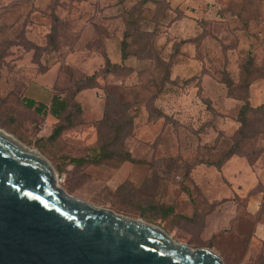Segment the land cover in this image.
Wrapping results in <instances>:
<instances>
[{
  "label": "rangeland",
  "instance_id": "1",
  "mask_svg": "<svg viewBox=\"0 0 264 264\" xmlns=\"http://www.w3.org/2000/svg\"><path fill=\"white\" fill-rule=\"evenodd\" d=\"M137 1L0 0V128L40 152L67 193L156 225L193 249L211 248L224 264H264L263 241L214 233L248 206L247 196L258 213H240L236 232L264 226V193L251 194L263 190L264 134L241 143L253 164H212L240 140L238 97L264 103V0H155L135 13L139 29L125 61L132 71L104 75L105 52L121 56L123 10ZM251 60L248 91L243 68ZM43 65L53 66L45 76L69 98L98 76L58 124L23 100ZM224 70L237 84L232 94ZM58 125L66 129L54 137ZM102 145L109 157L99 164H72ZM127 152L137 162L125 161ZM220 199L210 214V201Z\"/></svg>",
  "mask_w": 264,
  "mask_h": 264
},
{
  "label": "water",
  "instance_id": "2",
  "mask_svg": "<svg viewBox=\"0 0 264 264\" xmlns=\"http://www.w3.org/2000/svg\"><path fill=\"white\" fill-rule=\"evenodd\" d=\"M0 264H224L162 228L67 193L50 162L0 128Z\"/></svg>",
  "mask_w": 264,
  "mask_h": 264
},
{
  "label": "trees",
  "instance_id": "3",
  "mask_svg": "<svg viewBox=\"0 0 264 264\" xmlns=\"http://www.w3.org/2000/svg\"><path fill=\"white\" fill-rule=\"evenodd\" d=\"M156 3L155 0H138L135 3V9L134 7H128V9L125 7V11L124 12V22H125V31L123 32V38L121 40V61L119 63L116 62H112L111 59L108 56L107 51L104 54V61H103V65L101 68V71L103 72L104 75H109V74H119L118 72H124L126 71L125 74H128L132 71L131 67H129L128 65L125 64V61L129 58V53L127 51V48L130 45L129 40L131 39V37H135V33L138 32V25L140 24L139 22V17L138 15L142 13V9L146 8L147 5L149 3ZM136 4L139 5V9H136ZM170 6V5H169ZM131 9H133L131 11ZM138 11V15L135 16V13ZM156 30V27L155 29ZM250 65H252V60L250 61V63H247L244 66V73L246 75V81H245V87H247V90H250V87L252 85V81H249L247 79V77H249L251 75V70H250ZM44 66V72L41 73H45L49 68L46 67V65ZM60 73V71L58 72V74ZM223 83L225 84L228 92L230 94H232L233 90H234V86H236V82L231 78L230 73L227 70L223 71ZM89 78H84V80H93L96 82L97 84V73L93 72L92 74L88 75ZM248 80V81H247ZM84 81L80 80L78 81V84H82L83 85ZM96 84L95 85H91V86H85V87H78L80 89L76 90V94L71 98L67 97L66 95L63 96L62 94H60L59 92H57V90H55V83L52 86V92H53V99H52V103L49 107H46L45 105L42 104H37L32 100H28V98H26V96L24 97L25 99H23L25 101V103L27 104L28 107L33 108L38 114H43V115H48L51 114L53 115V117L57 120V123H61L62 120L64 119L67 120V116L69 111L72 109V107H75V105L77 104L76 102H78L76 100V96L77 94H80L83 90L85 89H91V88H96ZM238 97V96H237ZM241 101H242V105L238 111L237 114V118H236V122L238 123V127L236 128L234 134H236L237 136L240 137V140H237L235 142V144L225 153L224 156H222V158L215 162L212 163L214 164L218 169H221V167L232 157L234 156H238L241 158H244L247 160L248 164H253V161H250V159L248 158V156L244 153H242L241 150V143L243 142V140L247 139V138H253L254 136H259V135H263L264 134V129H262V127L264 126V103H260L258 105H253L251 100H250V96L245 97V98H241L238 97ZM108 99H105V106H107V101ZM105 109V108H104ZM105 113L103 114L102 118L99 121H103V118L106 119L107 118V111H104ZM161 118H168L167 115H165L164 113L160 114ZM98 121V122H99ZM130 124H132V120L129 121ZM255 123H259L258 127H255ZM117 129V131H121L123 127L121 126H117L115 127ZM66 128L64 127V125H58L52 136L57 137L59 136ZM237 138V137H236ZM97 151L94 155H92L91 157H75L71 159V162L73 165L76 166H85L87 164H99L103 159H106L109 157V154H107V148L105 146H100L99 148H97ZM128 153V152H127ZM124 153L123 155L125 156V161H130V162H137L134 158H131L130 154L128 153ZM211 164V163H210ZM262 188L259 189H255L251 192V194L254 193H259V192H263L264 193V185H262ZM188 195L191 197L192 193L190 191H187ZM222 201H213L210 202V212H212L216 206L218 204H220ZM169 210H172V208L170 207ZM197 212V210H196ZM195 212V213H196ZM194 213V215H195ZM181 218L183 219H187L189 221L193 220V216L191 217H186L181 215ZM211 246V245H210Z\"/></svg>",
  "mask_w": 264,
  "mask_h": 264
},
{
  "label": "crops",
  "instance_id": "4",
  "mask_svg": "<svg viewBox=\"0 0 264 264\" xmlns=\"http://www.w3.org/2000/svg\"><path fill=\"white\" fill-rule=\"evenodd\" d=\"M109 58L111 59L112 62L119 63L121 61V59L120 58L118 59V57L111 58L109 55ZM52 67H50L45 73H40L35 78H32V80L27 84V88H26L27 89L26 90L27 91L26 97L30 96L31 98H34L33 100L37 104H42V105H45L46 107H49L52 103V99H53L52 86L54 83L50 82L46 78L45 74L48 73L49 70H52L53 69ZM42 78L43 79L45 78V80L43 82L40 81V79H42ZM47 116H48V118H49V116L51 118H54L53 115H51V114H48ZM238 158H241V157L234 156V157H232V160L236 161ZM251 197H253V196H247L246 197L247 202H248V206L246 205L247 207L245 209H242V211H240V210L236 211V213L233 215V217H231L227 227H223L222 229H218L214 233L218 234L219 232L222 233V231H223L222 236L227 237V236H229V234L234 232L236 234H245V236L247 238L246 242H249L252 240L253 243H256L255 239H258L259 242H262V241L264 242V226L257 227L256 223H254L252 225L250 232H246L245 230H241L238 233L236 232V230L238 231V229L235 228V225H236L235 223L238 222L237 217H239V215H242L240 213H243L244 216H246V217H252V216H255L254 214L258 213V211L256 210V207L252 203L253 201L251 200ZM225 200H226V198H225ZM214 201H222V202L220 204H218L216 206V208L212 212H210V214H212L215 210H217L218 208H220L224 204V199L223 200L222 199L214 200ZM210 202H213V201H210ZM243 231H245L246 233H243Z\"/></svg>",
  "mask_w": 264,
  "mask_h": 264
},
{
  "label": "bare ground",
  "instance_id": "5",
  "mask_svg": "<svg viewBox=\"0 0 264 264\" xmlns=\"http://www.w3.org/2000/svg\"><path fill=\"white\" fill-rule=\"evenodd\" d=\"M26 148H27L28 150H30V151H32V152H34V153H38V154L40 153V152H38L37 150H35V149H32V148H30V147H27V146H26Z\"/></svg>",
  "mask_w": 264,
  "mask_h": 264
}]
</instances>
